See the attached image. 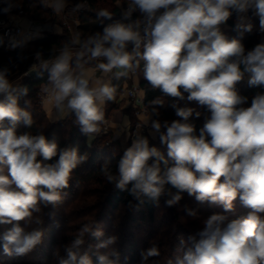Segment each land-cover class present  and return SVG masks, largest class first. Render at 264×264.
<instances>
[{"label": "clouds", "instance_id": "clouds-1", "mask_svg": "<svg viewBox=\"0 0 264 264\" xmlns=\"http://www.w3.org/2000/svg\"><path fill=\"white\" fill-rule=\"evenodd\" d=\"M56 7L62 8L63 0H57ZM250 10L264 32V0H131L122 12L129 23L116 22L78 40V61L85 56L102 58L106 62L97 67L104 73L118 68L125 70L120 75H126L143 60L144 79L152 88L180 99L188 93L189 101L211 111L199 136L188 122L193 115L191 108L172 104L183 122L152 123L157 132L166 129L160 140L167 146L168 158L175 162L164 175L160 164L168 161L156 147H149L147 139L136 140L118 164V186L131 183L135 196L144 193L158 198L164 184L170 183L178 192L186 191L200 202L220 203L226 211L233 209L237 197L252 210L245 218L227 223L226 216L211 215L198 233L200 238L190 237L192 247L178 264H264V217L260 215L264 213V93L255 95L251 106L244 108L238 106L246 103L247 97L235 89L245 74L249 86H264V43L246 52L240 39H226L220 30L235 12L240 35L251 32L252 25L244 23ZM135 12L140 19L133 21ZM99 15L111 19L107 11ZM70 60L65 46L49 69L57 106L67 99L81 131L97 133L104 119L100 105L113 100L116 89L108 84L90 87L88 79L70 71ZM0 95L7 97L0 100V224H13L3 234L2 247L6 254L25 255L40 242L42 232L26 233L19 222L30 219L33 211L39 210V202L57 203L59 190L68 186L72 170L86 157H78L74 148L63 149L55 163H44L57 156L58 146L42 134L17 135V123L23 120L30 127L32 119L18 107L5 71H0ZM108 179L115 178L109 175ZM180 199L176 194L167 204L174 205ZM88 231L84 226L81 236ZM82 243L77 238L73 247ZM158 254L153 247L144 258ZM105 259L100 257L102 262ZM60 264L91 262L87 254L78 258L69 248Z\"/></svg>", "mask_w": 264, "mask_h": 264}, {"label": "trees", "instance_id": "trees-1", "mask_svg": "<svg viewBox=\"0 0 264 264\" xmlns=\"http://www.w3.org/2000/svg\"><path fill=\"white\" fill-rule=\"evenodd\" d=\"M73 1L75 3L87 2L89 6L88 11L80 17V25L77 28L81 40L86 39L88 36L93 35L96 32H102L103 28L107 25L116 22L126 23V21L119 16H111V19L99 17L95 11L99 9L103 0ZM117 1L119 0H111L112 3ZM19 9L27 15L33 14L36 18L44 17V15L51 17L53 15V12L50 9L43 7L39 0H0V13L2 14H12ZM236 19L237 15L233 12L230 18L226 21L230 28L226 33V39H240L245 49L252 50L257 44H259V41L256 40V35L252 34V32H243V35L241 36L240 31L236 29V24L238 23ZM250 24L253 28V26L258 23L256 20H252ZM73 45L72 38L68 33L59 35L47 33L34 42L36 52L41 59L45 61L54 58L57 51L65 46L70 47ZM29 54V52L22 49L18 51L5 50L4 43L0 38V71L6 72V78L9 83H11L18 74L25 71L32 62L31 57H28L25 60L20 59L22 55ZM140 62L142 61L139 60V63ZM70 64L77 68L76 64L80 66L85 63L83 60H76L70 62L69 65ZM74 67L70 69V71L74 70ZM49 69L50 68L27 76L26 80H24L19 86L18 91L12 95L16 98L18 107L28 112L32 119V125L30 127L26 126L23 120H20L16 125V133L17 135L24 133L31 135L42 134L48 142H55L57 144V156L49 161H44V163H55L59 158V151L63 149L74 148L77 150L78 157L85 156L86 158L78 163L76 168L72 170L71 173L73 175L69 179L68 186L59 190L61 199L58 201V204L60 203L61 205V223H56L54 221V218L58 215L53 211L51 212V218L43 216V211L38 212V214H43L42 216L40 215L39 218L41 223L29 222V219L19 222L20 227H22L26 233L29 232L31 228L42 232L40 242L30 252L25 255H16L15 253L11 255L6 254L2 247V237L5 232L13 227V224H1L5 226V230H0V258L1 256L3 257L0 260V264H60L62 259L67 258V251L69 248H72V250L77 253L78 258L79 255L83 256L87 254L91 264H100L101 260L98 253L99 244L100 246L102 245L103 248H106L113 241V222L111 226L105 225L103 228H100V225L103 223L107 224L110 219L109 212L112 213L117 211L122 205L130 206L134 209V215L131 217V222L135 224L134 227L136 230H142V226L146 222L155 223L157 220L158 207L161 205L163 199L168 197L167 199L170 200L171 194L185 196L188 193L186 191L178 192V189L173 187L170 183H165L162 194L158 198H153L144 193H141L139 196L133 195L131 193V183H126L123 187L118 186V164L125 151L131 147L132 144L123 149L119 141L112 140L111 133L97 136L92 141H89V134H84L81 131V126L77 124V119L74 113L68 117L71 118L72 123L68 128V138L65 139L63 136L64 134L62 133V128L66 129L67 127L66 122H64L65 120H63V122H61L62 120L50 121L42 106L39 105L41 104L39 99H37V94L42 86L50 84ZM124 81L125 78L121 75H115L112 77L111 87L116 89L114 97L123 92ZM140 85L144 90L145 105L153 112L155 121L160 122L162 125L164 121L170 123L173 120H181V122H183L182 118L176 115V109L172 107V104H176L179 108H185V104L188 100V93L183 94V99L173 98L163 94L160 89L152 88L146 80L140 81ZM235 89L239 95L247 97L246 103L238 106L244 108L251 106L252 99L255 95L258 93H264V86H249V83L245 82L243 79L235 85ZM0 100H6V97L0 95ZM161 100H164L165 102L164 107H160L159 105V101ZM108 102L110 105L108 106L107 113L112 112L117 107L114 103L111 105V102H113L112 100ZM199 109L205 115L206 119H203V117L200 116L197 117L195 115L196 112L193 111V115L190 116L188 120L189 123L195 126L194 134L197 136H199L200 129L203 127L206 120L211 117V111L207 106L200 105ZM104 119H106L105 116ZM47 120L50 121L51 124H48ZM42 121H45L49 127L46 129L42 128ZM5 123L7 126V122ZM164 132H166V129L162 127L158 132L155 141L148 139V144L151 143V147H156L168 161L167 164H164L163 161L160 164L162 175H164L168 167L173 166L175 163L167 156V146L161 143L160 135ZM207 139L210 140L211 138L208 137ZM38 159L42 158L38 157ZM151 162L152 160L149 161V163ZM4 167L7 169L6 165H4L3 168ZM4 174H7V171H5ZM109 175L113 176L115 179L110 181L108 179ZM92 181L95 182V184H99L98 189H89L86 187L87 190L82 195L79 193L80 191H77V185L83 187V185L90 184ZM96 198L97 200H95ZM78 200L80 201L77 206L83 200V205L80 209L76 206L72 211L64 210L63 207L70 206V204L77 202ZM89 200H91L92 203L86 205ZM211 203L213 202L205 201L200 202L199 204L202 208H206V210L210 211L211 213L209 214H218L216 211L212 210V208H209ZM38 204L41 205L40 203ZM64 212L65 214H63ZM226 212L229 213L227 216H233L232 210H225V213ZM33 214L34 213H32V215ZM247 215L248 214L244 210L243 212H240V214H237L234 219L245 218ZM260 215L264 217V213H261ZM113 219H111V221H114ZM231 220L232 218L229 219V222ZM70 223H72V225L68 226ZM86 225L89 227V231L81 236L80 233ZM137 226L138 228H136ZM170 226L171 224H168L164 228L152 229L153 232L149 238H144L145 241L142 247L138 245V243H141L142 245V242L140 240H135L133 232H128L130 235V242L127 240L129 236L122 237V247L114 252L112 261H114V264H120L122 260H124L123 264H177L175 255L178 248L180 247L183 254H185V252L192 247L193 242L190 237H195L197 240L200 237L198 235L199 232H187L184 229H179L175 234L174 231L167 230ZM193 226H198V224L193 223ZM202 230L203 229H201V231ZM64 231H67L69 234L72 233L71 237L65 236L62 238L61 236ZM96 232H99L100 235H93V233ZM125 233L127 232L124 231V234ZM188 233H190V235H188ZM183 234H186L187 238L186 241H183V244H181L179 236ZM156 236L159 237L160 240H154ZM77 238L82 239L83 243L77 247H73V241ZM110 240L111 242L109 243ZM103 243L106 245H103ZM187 243L189 244L188 247ZM153 247L157 248L159 254L156 256H148L145 259L143 257L144 254ZM39 251H42L41 256H38L39 254L36 255ZM31 252H34V254ZM142 258H144V261ZM111 264L113 263L111 262Z\"/></svg>", "mask_w": 264, "mask_h": 264}, {"label": "rangeland", "instance_id": "rangeland-1", "mask_svg": "<svg viewBox=\"0 0 264 264\" xmlns=\"http://www.w3.org/2000/svg\"><path fill=\"white\" fill-rule=\"evenodd\" d=\"M45 0H39L40 4H42V2ZM57 2V0H55ZM131 0H119L117 2L112 3L111 0H103L100 4V7L97 11H95L96 14H98L99 17H101L99 15V13L101 11H107L108 13L111 14V16H119V14H121V12L125 9V7L128 5V3ZM80 3H75L73 0H63V7L60 8L59 10H51L53 12V15L51 17L44 15V17L41 18H36L33 14L32 15H27L25 14V12L23 14H20L21 10L19 9L18 11L12 13V14H2L0 13V18L2 19H13L15 20L17 23H19L20 25H23L24 27H28L29 25H31L30 27L34 28L37 32H41V34H43V36L47 33H51V34H63V33H68L71 38L72 41L74 43L73 46H75L73 49L68 47L70 53H71V58L72 60L70 62H74L77 60V53L80 51V44L78 43L79 41H82L79 37L77 28L80 25V17L77 18L74 14H70L67 11V8L70 6H78ZM65 7V9H64ZM75 7V8H76ZM104 18V17H101ZM237 22L238 19H236ZM252 20H256L257 21V25H254L252 28V34L256 35V40L259 41V43H264V32L260 31V25H259V18L255 15L252 14V11L250 10L247 13L246 19L244 21V23L249 24L250 22H252ZM77 24V26H76ZM229 26L227 25V23L225 22L224 24L220 25V30L222 32V34L224 36H226L227 31H229L230 28H228ZM22 50L27 51L30 53V57L32 58V65L28 66L27 69L25 71H23L22 73L18 74L12 81L11 83H9L11 85V94H15L18 89L19 86L24 82V80H26L27 76H29L32 73H38L40 71L46 70L48 68H51L50 65L45 64L43 59H38V57L36 56V48L34 46V42L32 43H24L21 47ZM63 49V48H62ZM57 51V54L60 55L61 50ZM246 52L249 51L250 49H245ZM40 60H43L42 62ZM79 60H83L84 61V65H78L76 64L77 68L74 67V65L70 64L69 69H72L73 67L75 68L74 70H72V72L75 74H79L81 73L83 70H85L86 68H88L89 66H93V65H98L101 62H106L104 61L102 58L96 59V60H90L87 56L79 59ZM142 62H140V66L139 68V76H138V81L140 83V81L145 80L144 79V75H143V65H144V61L141 60ZM69 62V63H70ZM46 66V67H44ZM34 69V70H33ZM79 71V72H78ZM244 80V79H243ZM245 82H248L247 80H244ZM132 81L128 82L131 83ZM6 97V95H4ZM7 98V97H6ZM38 99V96H37ZM114 102H117V109L119 108H125L124 112L129 114L131 116V127L129 130V134L131 135L132 130L134 129V127L137 124H141L142 127L141 129H143L145 132V137L148 141H155L157 139V135L158 132L152 127V123L155 121L154 118V114L151 110H149L148 107L146 112L141 113L140 115H137V113L132 109V107H130L128 105V101L126 100L125 96H123L122 98L119 95H116L114 97L113 102H111V105H113ZM40 106H42V104H39ZM159 105L160 107H164L165 106V102L164 100L159 101ZM200 105L198 104V102L194 101H189L187 100L186 104H185V108H191L193 109L194 112H198L200 113V117H203V119H206L205 115L201 112V110L199 109ZM74 113V112H72ZM104 116H105V111H104ZM69 116H67L65 119H61L63 122V120H65L64 122H66V129L62 128V133L64 134V138L67 139L68 138V133H69V126L72 123L71 118H68ZM51 121V120H50ZM47 120L48 124H51V122ZM53 122V121H52ZM45 121L41 122V127L46 129L48 128V124ZM78 124V123H77ZM65 125V124H64ZM101 126L99 133L97 134V136H101L100 132L101 129L104 125L103 122H99V124ZM65 128V127H64ZM119 128V127H118ZM111 130V129H110ZM157 132V135H154L153 132ZM112 134V132H109ZM153 136V138H152ZM112 140H117L114 138L113 134H112ZM118 141V140H117ZM120 143V142H119ZM121 145V143H120ZM131 145V144H130ZM129 144L126 146V148L128 146H130ZM149 147H151V143H149ZM123 148V147H122ZM124 149V148H123ZM7 171V169H5L4 167V172ZM72 173L70 175V177H72ZM223 180V178H221V181ZM77 191H80L79 193L82 195L84 194V192L87 190V188H99V184H95V182H90V184H86L80 186L77 185L76 186ZM82 187V188H81ZM87 187V188H86ZM173 194H171L170 198H173ZM168 198V197H167ZM163 199V201L161 202V205L158 207V211H157V220L155 221V223H150V222H146L145 224H143L142 226V230H136L135 229V224L131 222V217L134 215V209H132L130 206L127 205H122L117 211L110 213L109 212V220L107 222V224H102L100 225V228H103L105 225L111 226L112 222H113V230H112V238L113 241L110 245H108V247L103 248V246L99 244L98 247V253H99V258L101 256H104L106 259L102 262L100 261V264H111V262L114 264V261H112V257L114 255V252L117 251V249L121 248V244H122V237H128V242H130V235L129 233L133 232V235L135 237V240H140L142 242L138 243L139 246H143V243L145 241V239H148L149 236L151 235V233L153 232L152 229L157 228L160 229L161 227L164 228L166 227L168 224H171L170 228L168 227L167 230L169 231H174V233L176 234L177 231L179 229H184L187 232H200L201 229L204 228V224L205 221L212 215L209 214L211 213L210 211L206 210V208H202V206H200V202L196 200L194 195H181V199L175 203L174 205L169 206L167 204V201L169 199ZM97 200V198L95 199ZM80 200H78L77 202H74L72 204H70V206H65L63 207L64 210H68V211H72L74 208H76L77 204L79 203ZM41 205H37L38 207V211H33V215L31 216V218L29 219V222H38L41 223L39 220L40 215L42 216L43 214H38V212H44L43 216H47L48 218L52 217L51 216V212H56V214L58 216H56L54 218V221L56 223H61V219H60V212H61V205L60 203L58 204H52V203H46V202H39ZM89 203H92L91 200H89V202H87L86 205H89ZM83 205V200L81 201V203L77 206L78 209H80ZM43 207V209H42ZM212 208V210L216 211V213L218 214H222L224 216L227 217L226 223L229 222V219L232 218V220H234V217L237 216V214H240V212H243L245 210V212L247 214H249L252 210L249 208H246L242 205L239 197H237V199L233 202V216H227V214L229 213H225V209L223 207V205H221L220 203H211L210 207ZM202 210V211H201ZM67 211V212H68ZM66 212V211H65ZM65 212L63 214H65ZM191 213V214H190ZM37 214V215H36ZM114 218V219H113ZM111 219H113L114 221H111ZM193 223L198 224V226H193ZM74 224H78V223H74ZM73 224V225H74ZM166 226H165V225ZM72 225V223L68 224V226ZM192 225V226H191ZM138 228V226L136 227ZM0 230H5V226L0 224ZM34 228H31L30 231H34ZM199 230V231H198ZM29 231V232H30ZM125 232H129L128 235L127 233L124 234ZM81 234V233H80ZM72 233H68L67 231H64L62 233V238H64L65 236H69L71 237ZM188 235H190V233H188ZM186 234L180 235V241L181 244H183V241H186ZM145 238V239H144ZM154 240H160L159 237H155ZM153 240V241H154ZM103 245H106L103 243ZM188 243H187V247H188ZM92 246V245H89ZM44 248V247H42ZM102 249V250H101ZM124 249V248H123ZM32 254H34V252H31ZM42 251H39V253H35L38 256H41ZM82 254V253H81ZM147 253L144 254L143 257H145ZM80 256V255H79ZM184 256L181 248H178V251L176 252L175 258H176V262L178 264V261L180 259H182ZM14 257V255H13ZM1 258H3L1 256ZM0 258V260H1ZM142 260L144 261V258H142ZM167 262V261H165ZM124 260H122L120 262V264H123ZM152 264V263H149ZM168 264V263H167Z\"/></svg>", "mask_w": 264, "mask_h": 264}, {"label": "built area", "instance_id": "built-area-1", "mask_svg": "<svg viewBox=\"0 0 264 264\" xmlns=\"http://www.w3.org/2000/svg\"><path fill=\"white\" fill-rule=\"evenodd\" d=\"M130 2L128 3V5L130 4ZM56 4H57V2L55 0H45L42 2V6L45 8H48L50 10H59L60 8H57ZM75 7L73 5L70 6L67 8V11L70 14H74L77 18L81 17L89 9L87 2H80V4L76 8ZM64 9H65V7H64ZM122 12H121V14H119V17L123 19ZM23 13H24L23 11L20 12V14H23ZM137 19H140L139 12L133 13V15L131 17V20H133V21L137 20ZM123 20L126 21V23L130 22V21L125 20V19H123ZM30 26L31 25H29L28 27H24L23 25H20L19 23H17L15 20H13L11 18H9V19L0 18V38L4 43L5 50H7V51H18L21 49V47L24 43H32V42H35L37 39L43 37V34H41V32L40 33L37 32L34 28H32ZM76 26H77V24H76ZM74 47L75 46H71L70 48L73 49ZM127 50L129 52H131L132 51V45H129ZM141 51H142V48H141ZM36 56L38 57V59L39 58L41 59V57L39 56V54L37 52H36ZM58 56H59V54H56V56L54 58H52L51 60H48V61L44 60V63L52 66V64L55 62V60ZM28 57H30V54L29 55H22L20 57V59L25 60ZM136 59H139V57H137ZM71 60H72V58H71ZM40 61L42 62L43 60H40ZM32 62L29 64V66L32 65ZM44 67H46V66H44ZM100 71L102 73H104L102 70H100ZM127 73H128L130 80L132 82L128 86H126V88L123 91V94H124L126 100L128 101V105L130 107H132V109L137 113V115H140L141 113L147 111V108H146L147 106L145 105L144 90L141 88V85L138 81L139 68H136L135 71L128 70ZM104 74L106 76H109L112 78L113 76L116 75V69H113L111 72L104 73ZM43 86L44 87L47 86L48 89L47 88L46 89H40V91L37 94L38 99H39L41 104L48 97L50 92H52L53 90H56L51 83L43 85ZM89 86L92 87V84L89 83ZM141 127H142L141 124H137L134 127V129L132 130V133L130 135L132 144L138 139H146L145 133H144L145 131L143 129H141ZM110 129L111 128H110L109 124L107 122H104V125L101 129L100 135L108 134L109 132H111Z\"/></svg>", "mask_w": 264, "mask_h": 264}, {"label": "crops", "instance_id": "crops-1", "mask_svg": "<svg viewBox=\"0 0 264 264\" xmlns=\"http://www.w3.org/2000/svg\"><path fill=\"white\" fill-rule=\"evenodd\" d=\"M253 14V12H252ZM254 15V14H253ZM229 28V27H228ZM125 72L124 69H116V75H120V73ZM77 76H83L84 78L89 80V83L92 84V87H99L101 84H108L111 87L112 84V78L109 76H106L104 73L100 71V69L97 67V65L89 66L85 70H83L79 74H75ZM125 78L124 85H123V91L128 86L131 80L128 75H121ZM244 80L249 79L248 74H245ZM48 89V87H42L41 89ZM57 95V90H53L50 92L48 97L43 101L42 103V108L47 115L48 119L51 121H58L61 119H65L67 116L72 114V110H70L67 107V99L63 101V103L58 107L56 103V97ZM119 96L122 98L124 96L123 92L119 94ZM114 100V99H113ZM112 100V101H113ZM115 106H117V102H114ZM108 100H105L100 106L101 110L104 112L105 111V118L103 119V123L107 122L111 128V132L114 136L115 139H117L123 148H126V146L129 144H132L129 130L131 127V116L127 113L124 112L125 108H119L113 110L112 112L107 113L108 106H109ZM109 116V117H108ZM99 129L101 128L100 125ZM119 127V128H118ZM97 133L89 134L88 139L89 141H92L95 137H97ZM154 135H157V132H153ZM153 138V136H152Z\"/></svg>", "mask_w": 264, "mask_h": 264}]
</instances>
